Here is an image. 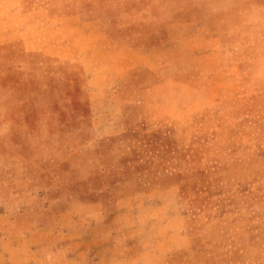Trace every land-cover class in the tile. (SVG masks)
Listing matches in <instances>:
<instances>
[{"label": "rangeland", "instance_id": "rangeland-1", "mask_svg": "<svg viewBox=\"0 0 264 264\" xmlns=\"http://www.w3.org/2000/svg\"><path fill=\"white\" fill-rule=\"evenodd\" d=\"M184 1L186 55L151 69L6 64L37 8L145 43L135 12L118 36L92 0H0V264H264V0Z\"/></svg>", "mask_w": 264, "mask_h": 264}, {"label": "crops", "instance_id": "crops-1", "mask_svg": "<svg viewBox=\"0 0 264 264\" xmlns=\"http://www.w3.org/2000/svg\"><path fill=\"white\" fill-rule=\"evenodd\" d=\"M92 1L97 5L100 14L107 21L113 33L118 36L129 34L131 28L129 11L135 12L145 43L144 48L136 49L127 42L115 44L110 41L101 18L82 19L78 14L57 15L49 13L46 8H37L33 13L25 15L26 17L33 16V22L38 20L37 17L47 20L44 23L46 30L42 28L44 33L40 32L44 40L35 42L18 40L16 36L10 35L5 48L6 64H31L32 56L37 57L38 55L50 60L49 64H81L79 63L81 54L90 55L91 53L114 55L118 59V64H133L134 67L148 64H170L167 54L171 51L174 53L179 51L182 55H186L185 49L178 50L179 44L185 41L182 29L199 20L198 18L191 19L189 11L185 8L184 0ZM127 5L130 6L127 7ZM171 48L174 50L170 51ZM10 51L20 53L22 59L21 57L19 60L10 59ZM106 59L108 60L109 57ZM39 64H47V60ZM148 67L152 66L148 65ZM113 99L121 100L118 96H113Z\"/></svg>", "mask_w": 264, "mask_h": 264}]
</instances>
